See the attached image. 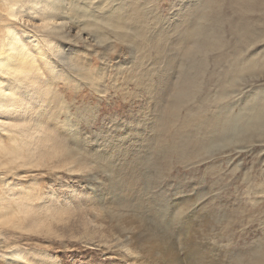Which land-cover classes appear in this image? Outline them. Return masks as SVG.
<instances>
[{"label": "rangeland", "instance_id": "rangeland-1", "mask_svg": "<svg viewBox=\"0 0 264 264\" xmlns=\"http://www.w3.org/2000/svg\"><path fill=\"white\" fill-rule=\"evenodd\" d=\"M50 2L1 75L0 264H264V0Z\"/></svg>", "mask_w": 264, "mask_h": 264}, {"label": "bare ground", "instance_id": "bare-ground-1", "mask_svg": "<svg viewBox=\"0 0 264 264\" xmlns=\"http://www.w3.org/2000/svg\"><path fill=\"white\" fill-rule=\"evenodd\" d=\"M50 3V0H0V116L7 114V112H9L7 111L8 108L14 107V102H17L16 99L20 97V95H18L17 98H15L17 94H20V92L15 94L14 88H9L8 84H4L1 81V75H7L9 77L13 76L15 83H17L18 78L16 76L22 70H30V72L34 70L33 68L35 66L33 67V62L30 58L31 52H35L37 54L45 52V47L42 48L43 46L38 42L39 38H35V40L32 41L30 45H27L22 40V34H20L19 31H16V27L18 26L17 21H19L24 14L29 18H33L35 15H38L39 20H41L43 23V28L48 27L49 23L54 21L53 16L44 14L45 9L49 7ZM22 33L25 34L24 37L27 39L34 37L33 35H29L27 31ZM40 36L48 39L50 38V33L45 31L41 33ZM47 41L48 48L52 53L57 54L60 52L57 48H54V46L51 44V40ZM48 48L47 52H49ZM191 67L194 68V65ZM189 81L187 79L188 84L192 82ZM7 90L9 93L4 95L5 91ZM8 114L7 117H9Z\"/></svg>", "mask_w": 264, "mask_h": 264}]
</instances>
